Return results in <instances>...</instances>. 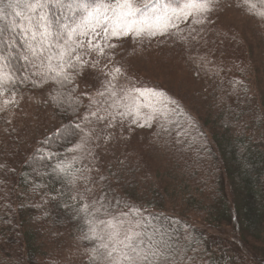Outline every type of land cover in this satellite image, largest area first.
<instances>
[{
  "label": "trees",
  "instance_id": "1",
  "mask_svg": "<svg viewBox=\"0 0 264 264\" xmlns=\"http://www.w3.org/2000/svg\"><path fill=\"white\" fill-rule=\"evenodd\" d=\"M165 2L168 0H160L161 4ZM250 2L256 4L259 12L264 10L261 0ZM50 11L57 28L61 23L71 25L79 19V13L73 16L66 4L60 7L54 3ZM4 24L5 21H0V26ZM9 35L16 37L14 50L5 49L3 43L0 50L5 55L10 53L5 67L14 78L10 85L19 90L49 86V106L60 126L45 135L29 157L21 156L17 168L0 164V176L12 180L6 194L7 184L0 178V264H58L55 258L39 259V255L46 232L50 231L51 241L57 243L69 229L82 227L83 216L70 198L71 183L78 177L70 154L81 133L78 119L83 98L74 69L67 70V81L49 73L40 59L30 54L28 60L23 58L26 49L21 47L23 38L18 33L6 32L3 39L8 40ZM246 86L240 85V91L230 100L223 95L221 85L214 88L211 96L201 87L200 95L207 94L209 99H204L197 117L190 113L191 100L178 96L192 98V86L171 80L156 89L176 103L165 109L167 116L159 118V131L152 137V146L146 148L150 174L140 186L134 173L120 185L139 186L140 194L132 192L124 196L143 207L141 221L148 225L145 231L164 254L153 258L159 264L165 263V257L167 263L186 257L201 244L204 228L211 225L232 223L241 239L260 241L264 233V147L260 141L264 135L259 133V130L264 133V102L251 100V95L250 101L243 99L248 94ZM226 89L231 91L232 87ZM147 124L151 129L152 120ZM143 132L147 133L148 128ZM61 167L63 172L59 170ZM13 188H22L31 200L21 203ZM33 197L38 200L32 201ZM76 229L85 236V230ZM98 259L99 253L94 251L87 263L96 264Z\"/></svg>",
  "mask_w": 264,
  "mask_h": 264
},
{
  "label": "rangeland",
  "instance_id": "2",
  "mask_svg": "<svg viewBox=\"0 0 264 264\" xmlns=\"http://www.w3.org/2000/svg\"><path fill=\"white\" fill-rule=\"evenodd\" d=\"M210 8L202 16L176 21L178 26L170 27L164 35L96 37L93 42L101 44L103 54L89 48L87 43L77 49L75 55L80 61H74L77 63L74 70L83 106L78 119L81 133L71 146L70 157L76 164L78 177L71 183L70 198L83 216L82 227L69 229L57 243L51 241V232H46L39 259L55 258L58 264H88L97 242L87 239L85 243L84 235L76 228L86 234L85 221L91 220L92 213L101 205L112 213L139 209V213L128 218L141 220L143 207L126 200L124 195L140 194L141 181L150 174L145 152L152 146L156 130L159 131L161 115L152 119L151 129L144 117L132 123L133 116H121L125 111L122 97L128 90L133 87L156 90L167 81L179 80L182 86H192V98L178 96L191 100L193 117H197L204 99H209L207 94L200 95L201 87L211 96L214 88L221 85L223 95L230 100L240 91V85L248 84V94L243 99L250 101L251 95V100L264 102V16L254 14L259 12L256 8L250 12L243 0H214ZM109 44L115 47H108ZM117 67L120 73L115 72ZM4 72L8 73L5 68ZM229 87L231 91H227ZM50 93L49 86L19 90L5 82L0 87V164L17 168L21 156L29 157L45 135L59 128L60 122L49 106ZM142 112L147 116L150 110L145 108ZM146 128L147 133L143 132ZM259 133L264 135L262 130ZM260 141L264 147V138ZM156 152L157 149L155 155ZM132 173L140 180L139 186L120 185ZM7 177L0 176L7 184L5 193L9 194L12 180ZM13 192L23 204L31 200L22 188H13ZM84 205L89 206L87 213L82 211ZM228 205L231 212L230 201ZM204 229L199 246L183 259L167 264H264V233L260 241L241 239L235 225L228 222Z\"/></svg>",
  "mask_w": 264,
  "mask_h": 264
},
{
  "label": "snow or ice",
  "instance_id": "3",
  "mask_svg": "<svg viewBox=\"0 0 264 264\" xmlns=\"http://www.w3.org/2000/svg\"><path fill=\"white\" fill-rule=\"evenodd\" d=\"M54 3L60 7L66 4L73 16L79 13L78 21L71 25L61 23L57 28L50 11ZM212 3L214 0H183L176 4L170 0L163 4L160 0H0V21H5L0 26V43L5 49L14 50L16 37L9 35L8 40H4L3 36L6 32L18 33L23 38L21 47L26 49L25 60L30 54L40 59L41 66L46 67L49 73L62 76L67 81V70L76 69L74 61H80V57L75 55L78 48L87 43L89 48L103 54L101 44L93 42L96 37L164 35L170 27L178 26L176 21L183 22L189 17L209 12ZM243 3L249 5L250 12L256 8L250 0H243ZM254 14L264 16V10ZM108 47L114 48L115 45L109 44ZM9 55L0 50V87L14 79L11 72H4ZM115 72L120 73L121 69L117 67ZM122 102L125 111L120 115L133 116L132 123H137L141 117H144L145 123L158 115L166 117L165 109L169 104L176 103L163 91L137 87L128 90ZM145 108L150 110L147 116L142 112ZM76 127L79 128V125ZM59 170L64 171L62 167ZM88 209L89 206L84 205L82 211L87 213ZM139 211L130 208L129 212L112 213L101 205V208L95 209L99 215L92 213L93 218L85 221L88 231L83 238L97 242L94 246V251L99 253L96 264H159L153 258L164 254L159 244H154L152 236L145 231L147 223L128 218ZM164 260L167 264V257Z\"/></svg>",
  "mask_w": 264,
  "mask_h": 264
}]
</instances>
